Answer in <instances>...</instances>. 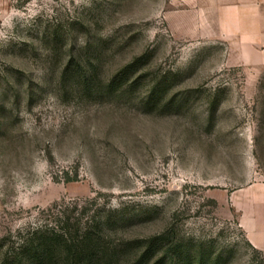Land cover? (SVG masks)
Returning a JSON list of instances; mask_svg holds the SVG:
<instances>
[{"label": "rangeland", "instance_id": "rangeland-1", "mask_svg": "<svg viewBox=\"0 0 264 264\" xmlns=\"http://www.w3.org/2000/svg\"><path fill=\"white\" fill-rule=\"evenodd\" d=\"M230 4L0 0V264L43 231L264 264L230 202L264 180V65L194 24Z\"/></svg>", "mask_w": 264, "mask_h": 264}, {"label": "crops", "instance_id": "crops-1", "mask_svg": "<svg viewBox=\"0 0 264 264\" xmlns=\"http://www.w3.org/2000/svg\"><path fill=\"white\" fill-rule=\"evenodd\" d=\"M229 2L231 6L215 9L213 15L210 11L208 16L205 9L194 16L193 23H204L202 33L226 42L240 63L264 65V0ZM230 202L238 213V225L247 241L264 252V180L237 191L230 196Z\"/></svg>", "mask_w": 264, "mask_h": 264}, {"label": "trees", "instance_id": "trees-1", "mask_svg": "<svg viewBox=\"0 0 264 264\" xmlns=\"http://www.w3.org/2000/svg\"><path fill=\"white\" fill-rule=\"evenodd\" d=\"M47 233L43 231L35 241L21 239V249L24 255L21 253L14 257L11 264H54L56 255L61 256V264H116L114 256L102 248L101 238L98 239L99 236L96 234H85L81 240L63 238L64 247H61L62 239H49ZM160 245L159 238L152 240L136 264H149L146 261L151 259L154 253H158ZM249 246L255 249L250 243ZM153 264H193V262L190 253L176 250L169 260L160 258ZM196 264H205V259L200 258Z\"/></svg>", "mask_w": 264, "mask_h": 264}]
</instances>
